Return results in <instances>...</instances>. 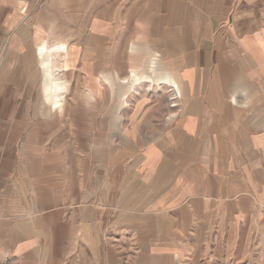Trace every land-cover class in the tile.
I'll return each instance as SVG.
<instances>
[{
  "label": "crops",
  "instance_id": "0c3cea01",
  "mask_svg": "<svg viewBox=\"0 0 264 264\" xmlns=\"http://www.w3.org/2000/svg\"><path fill=\"white\" fill-rule=\"evenodd\" d=\"M0 264H264V0H0Z\"/></svg>",
  "mask_w": 264,
  "mask_h": 264
}]
</instances>
